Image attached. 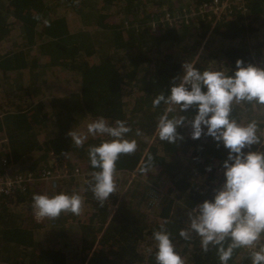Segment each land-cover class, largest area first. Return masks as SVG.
<instances>
[{"label":"trees","instance_id":"obj_1","mask_svg":"<svg viewBox=\"0 0 264 264\" xmlns=\"http://www.w3.org/2000/svg\"><path fill=\"white\" fill-rule=\"evenodd\" d=\"M213 1L0 0V171L4 161L34 179L0 195V264H158L153 233L162 228L184 264H221L219 246L205 252L195 232L187 240L179 233L223 184L228 151L211 137L191 138L195 106L153 107L180 83L185 63L228 75L238 60L264 69V0H217L227 3L219 12ZM169 107V119L185 117L175 143L156 133ZM97 117L124 121V138L137 144L114 173L116 188L133 179L103 205L91 191L99 169L88 150L114 138L88 135L77 147L67 135L86 133ZM230 119L255 120L261 143L242 151L264 153V107L233 103ZM45 171L56 177L47 193ZM60 193L80 195L81 213L37 220L33 194ZM256 243L264 247V233ZM227 264H252V254L236 248Z\"/></svg>","mask_w":264,"mask_h":264},{"label":"clouds","instance_id":"obj_2","mask_svg":"<svg viewBox=\"0 0 264 264\" xmlns=\"http://www.w3.org/2000/svg\"><path fill=\"white\" fill-rule=\"evenodd\" d=\"M182 68L180 83L170 88L167 97L157 96L153 107L161 102L179 106L180 111L195 106L196 115L189 122L191 138L211 137L217 146L223 145L228 155L222 164L223 184L215 190L211 201L205 200L189 214V228L179 235L187 240L195 232L201 238V248L205 252L209 245L219 246L221 264H227L234 249L254 247L264 233V153L242 151L261 143L257 122L253 120L241 126L230 119L233 103L247 102L264 107V69L251 64L244 66L239 60L232 75L225 71L200 72L191 63L183 64ZM171 111L173 108L169 107L159 117L156 133L160 141L175 143L181 139L177 129L185 125V117L169 119L167 112ZM129 131L124 121L117 120L115 126H109L105 118L97 117L88 123L86 133L70 131L67 134L77 147L84 144L88 135L107 134L114 138L88 150L90 166L99 169L92 173L91 191L101 205L116 190V161L121 155L136 151V141L124 138ZM31 200L37 220L53 219L61 213L79 215L83 207L82 197L78 194L60 193L52 197L33 194ZM226 238L231 240L227 248L223 246ZM153 239L158 264H184L163 228L153 233ZM252 264H264V247L252 253Z\"/></svg>","mask_w":264,"mask_h":264},{"label":"built area","instance_id":"obj_3","mask_svg":"<svg viewBox=\"0 0 264 264\" xmlns=\"http://www.w3.org/2000/svg\"><path fill=\"white\" fill-rule=\"evenodd\" d=\"M210 6H212L214 10H218L222 7H226L227 3L225 2L219 3L217 0H214L212 5ZM2 162L4 167L2 171H0V195H8L13 191L24 189L26 183L34 180L31 174H27L23 176L21 174L11 173L9 171V168L5 166V162L4 161ZM77 172L78 171H76V173ZM82 178H84V176H82ZM40 180L43 182L44 186L46 184L48 185V190H54L56 188V181H55L56 177L52 178L49 171L43 172V174L40 177ZM256 244L257 243H255V246L252 248L249 247H243V248L245 251L252 254L254 251L260 250Z\"/></svg>","mask_w":264,"mask_h":264},{"label":"rangeland","instance_id":"obj_4","mask_svg":"<svg viewBox=\"0 0 264 264\" xmlns=\"http://www.w3.org/2000/svg\"><path fill=\"white\" fill-rule=\"evenodd\" d=\"M229 3H230V2H229ZM214 11L218 12L219 9H218V10H214ZM80 176L82 177V176H84V175H80ZM133 177H134V174H132V175H130L129 177H127V183H126L124 186H122L124 190H125L126 187L129 185V183H130V181L133 179ZM122 187H119V186H118V187L116 188V190H115V192L118 194V198H119V199L121 198L122 193H123V191H124V190H122ZM44 188H45L46 193H47V192H48V185L46 184ZM154 189H156V188H154ZM156 194H157V190H156V191L154 190L152 196H155ZM115 209H116V206H111V207L109 208V214H110V216H112V215L114 214Z\"/></svg>","mask_w":264,"mask_h":264},{"label":"water","instance_id":"obj_5","mask_svg":"<svg viewBox=\"0 0 264 264\" xmlns=\"http://www.w3.org/2000/svg\"><path fill=\"white\" fill-rule=\"evenodd\" d=\"M236 1H240V0H236Z\"/></svg>","mask_w":264,"mask_h":264}]
</instances>
